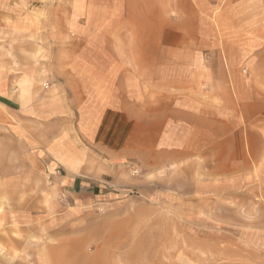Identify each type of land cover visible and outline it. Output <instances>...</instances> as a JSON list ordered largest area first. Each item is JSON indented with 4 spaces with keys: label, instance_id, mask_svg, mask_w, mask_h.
<instances>
[{
    "label": "rangeland",
    "instance_id": "1",
    "mask_svg": "<svg viewBox=\"0 0 264 264\" xmlns=\"http://www.w3.org/2000/svg\"><path fill=\"white\" fill-rule=\"evenodd\" d=\"M178 2L0 0V61L73 111L0 150V264H264V0H191L185 35ZM120 105L157 129L215 111L222 141L151 158L145 128L146 156L116 163L84 132ZM64 148L88 186L49 172Z\"/></svg>",
    "mask_w": 264,
    "mask_h": 264
},
{
    "label": "crops",
    "instance_id": "2",
    "mask_svg": "<svg viewBox=\"0 0 264 264\" xmlns=\"http://www.w3.org/2000/svg\"><path fill=\"white\" fill-rule=\"evenodd\" d=\"M190 3L191 0H179L178 2L180 17L177 22L182 23L180 27L183 26L181 29L183 35L189 34L185 30L184 23L189 22L192 18ZM250 4H252L250 8L255 9V3ZM116 5L118 4L115 3ZM187 11L190 12L189 15H187ZM253 14L254 12H250V15ZM112 15L119 17V21L122 22L126 14L121 10L110 12L107 14L108 18L111 17L110 21L113 20ZM251 19L255 21V18ZM166 29L175 30V27ZM175 47V45L170 46L167 52L174 53ZM88 64H93V62L88 61ZM15 68L14 63L0 61V150H3L5 145L6 149H8L20 142L21 144L19 145L29 144L32 132L34 134L38 133L39 138H41L40 135L43 130L31 131L30 129H25L23 121L27 124L34 123L36 127H40L42 125L41 121H46L47 118H58L60 120L63 117H73V111L67 99L59 98L56 95L48 96L51 94L52 86L47 84L43 78L40 76L36 77L35 74L27 72V70L21 73L16 72ZM58 89L56 86L55 92ZM48 102L50 103L49 106ZM83 113L85 114L86 112ZM90 113H93L92 126L87 127L84 133L89 135V140L93 142L98 150L108 156V159L115 160L116 163H123L130 158L143 159L146 156L143 139L141 136H136L142 133V129L145 128L149 131V134L154 131H157L158 134H164L162 140H160L159 136L155 138L154 135H151V158L159 156V153L168 152L173 158L176 156V158L184 160L190 158L192 153H200V151L211 148V145L222 141L217 129L219 124L216 121L219 116H217L215 111L200 110L199 117L196 123L193 124L190 118L188 120L184 118L182 123L177 125L174 124L173 120H168L167 125L161 126V129H157L159 124H153V121L151 124L144 122L142 112H139L138 115L132 114L126 107L121 105L106 106L101 110L90 111ZM155 126L156 130H154ZM163 127L166 129H163ZM181 128L183 134L180 136L178 131ZM197 133L199 138L192 139V136L195 137ZM146 142H148V139ZM147 147L146 143L145 150ZM27 149L31 150L30 147H27ZM36 149L34 157L37 159L44 158L45 154L42 156V152L39 151L42 148L37 147ZM71 150L67 153L66 148H64L59 154H55L56 157L48 154V157H52L49 172L54 176L61 175L60 169L62 168L63 172H65L64 177L60 179L63 185L76 189L77 187L83 188V186H88L90 183L89 180L83 177V170L79 169V166L83 164L81 158L86 154L84 150L82 152L75 149ZM57 168L58 170H56ZM94 173L96 174L97 172L94 171Z\"/></svg>",
    "mask_w": 264,
    "mask_h": 264
}]
</instances>
